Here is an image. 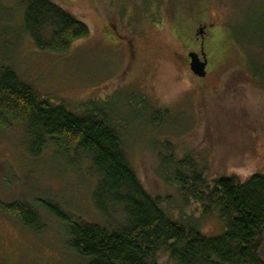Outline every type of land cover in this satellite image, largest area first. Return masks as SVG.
<instances>
[{
	"label": "rangeland",
	"instance_id": "374dc122",
	"mask_svg": "<svg viewBox=\"0 0 264 264\" xmlns=\"http://www.w3.org/2000/svg\"><path fill=\"white\" fill-rule=\"evenodd\" d=\"M49 1L89 35L63 52L41 50L24 26V0H0V64L53 105L78 115L98 109L121 132L146 191L174 216L193 213L206 236L221 235V218L203 215L166 167L174 155L219 177L242 166L264 175V77L252 75L264 74V0ZM205 22L216 24L207 78H199L185 56L200 52L195 36ZM25 125L0 129V202L27 205L38 221L27 227L0 210V264H89L69 247L71 224L115 229L123 208H96L101 176L89 154L49 147L31 157Z\"/></svg>",
	"mask_w": 264,
	"mask_h": 264
},
{
	"label": "trees",
	"instance_id": "16d2710c",
	"mask_svg": "<svg viewBox=\"0 0 264 264\" xmlns=\"http://www.w3.org/2000/svg\"><path fill=\"white\" fill-rule=\"evenodd\" d=\"M24 2V26L41 50L66 51L90 33L86 24L49 0ZM210 10L214 17L215 10ZM175 24L183 35V25ZM215 24L211 22V27ZM262 38L257 55L264 67V33ZM252 75L264 77L260 72ZM20 124H26L31 157L41 156L49 147L89 154L101 176L93 196L96 208L104 214L111 207L123 208L124 224L115 229L84 221L71 224L69 247L90 259L89 264H264V175L255 168H228L229 174L219 177L199 172L192 161L170 156L166 168L174 185L201 207L203 215L217 214L224 222L225 231L209 237L193 213L186 219L174 216L146 191L128 160L121 132L112 121L102 119L98 109L78 115L63 104L53 105L11 67L0 64V129ZM0 210L27 227L38 221L24 204L0 202Z\"/></svg>",
	"mask_w": 264,
	"mask_h": 264
},
{
	"label": "flooded vegetation",
	"instance_id": "af4514ba",
	"mask_svg": "<svg viewBox=\"0 0 264 264\" xmlns=\"http://www.w3.org/2000/svg\"><path fill=\"white\" fill-rule=\"evenodd\" d=\"M203 27L204 29V32L202 35H200V28ZM199 31L198 33L196 34L195 36V41L199 43V48H200V52L198 53L200 58H201V61H204V57L202 56V52L204 51L205 54H206V58H207V61H208V65L206 67V70H207V74H208V67H209V55H208V52H207V49L206 47L209 45L210 42H212V37H210L209 35H211V24L208 25V24H200L199 26ZM191 52L187 53L186 56H185V61L187 63V66L190 67V59L188 57V55L190 54ZM196 53V52H195ZM207 78V76L205 77Z\"/></svg>",
	"mask_w": 264,
	"mask_h": 264
},
{
	"label": "water",
	"instance_id": "95a60500",
	"mask_svg": "<svg viewBox=\"0 0 264 264\" xmlns=\"http://www.w3.org/2000/svg\"><path fill=\"white\" fill-rule=\"evenodd\" d=\"M204 32L203 27L200 28V35H202ZM202 56L204 57V61H201V58L198 53L191 52L188 57L190 59V70L191 72L199 77V78H205L207 76V70L206 67L208 65V61L206 58V54L203 51Z\"/></svg>",
	"mask_w": 264,
	"mask_h": 264
}]
</instances>
